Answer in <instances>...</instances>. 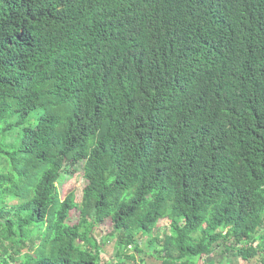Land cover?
Wrapping results in <instances>:
<instances>
[{"label": "trees", "instance_id": "16d2710c", "mask_svg": "<svg viewBox=\"0 0 264 264\" xmlns=\"http://www.w3.org/2000/svg\"><path fill=\"white\" fill-rule=\"evenodd\" d=\"M105 221L264 264V0H0V264H100Z\"/></svg>", "mask_w": 264, "mask_h": 264}, {"label": "rangeland", "instance_id": "374dc122", "mask_svg": "<svg viewBox=\"0 0 264 264\" xmlns=\"http://www.w3.org/2000/svg\"><path fill=\"white\" fill-rule=\"evenodd\" d=\"M57 183L60 188V194L62 197L65 196L69 191H73L75 193L76 201L80 202L81 197H82V188L84 186V178L82 175V164L76 165L74 172L72 173H68V172L63 173ZM13 204L14 203L10 201L9 207ZM76 215H77V211H73L72 216L76 217ZM169 229H170L169 221L164 219L163 221L162 220L159 221L158 229H156L157 230L156 232L161 237L164 234L169 233ZM111 230L112 229L110 227L109 221H105L102 225L95 228L96 238L98 241H100L99 244L101 245L100 264H103L106 261H111L113 263L118 262V264H131L130 260H124L122 257H117L115 255L116 250H117V242L115 241L116 237L108 235V233L111 232ZM259 231L263 232V229H260ZM146 238L147 236H140L138 239V242L141 245V247L144 249V251H148V246L146 244ZM156 248L158 252L157 255L161 257L162 254H161L160 245L158 246L156 245ZM129 252H132V251H130L129 249ZM259 257L260 256H257L254 259H251L250 261L245 262L238 258L235 259L232 253L218 255V253L214 251L211 255L210 262L211 264H222L224 262H226V264H232V263L233 264H258L257 262H258ZM207 258L209 257H205L204 259L206 260ZM145 263L146 264H161L158 260H156L153 257H146Z\"/></svg>", "mask_w": 264, "mask_h": 264}, {"label": "crops", "instance_id": "0c3cea01", "mask_svg": "<svg viewBox=\"0 0 264 264\" xmlns=\"http://www.w3.org/2000/svg\"><path fill=\"white\" fill-rule=\"evenodd\" d=\"M210 259H211V257H209V258L206 259V264H211ZM235 259H237V258H235ZM235 262H236V261H235ZM221 263H222V262H221ZM232 264H233V263H232Z\"/></svg>", "mask_w": 264, "mask_h": 264}]
</instances>
